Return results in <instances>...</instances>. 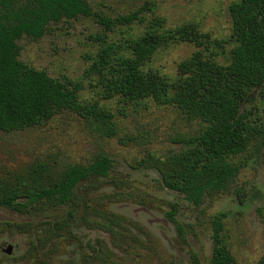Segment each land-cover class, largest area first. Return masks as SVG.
<instances>
[{"label":"rangeland","instance_id":"1","mask_svg":"<svg viewBox=\"0 0 264 264\" xmlns=\"http://www.w3.org/2000/svg\"><path fill=\"white\" fill-rule=\"evenodd\" d=\"M97 15L115 18L139 11L163 19L166 28L198 25L211 38L233 47L228 6L236 0H85ZM150 8L149 12L147 9ZM142 32L137 25L105 29L93 17L50 24L44 35L22 37L18 60L57 81L78 87L81 103H98L114 114L115 136L79 114L64 110L45 125L0 132V182L42 163L47 182L69 165L87 166L101 156L113 161L105 178L80 182L74 200L60 207L40 203L25 213L0 207V264H209L211 219L225 213L223 237L236 264H256L264 254V166L252 144L232 159L240 170L228 193L208 196L194 208L162 185L165 157L179 141L199 134L203 124L179 109L153 101L123 103L103 99L93 63L105 42ZM196 47L189 43L160 49L145 68L173 78ZM228 55L218 57L228 63ZM264 127V97L256 89L244 106ZM173 214L174 222L167 218ZM178 227L181 235L178 234ZM10 247L11 254L4 253Z\"/></svg>","mask_w":264,"mask_h":264},{"label":"trees","instance_id":"2","mask_svg":"<svg viewBox=\"0 0 264 264\" xmlns=\"http://www.w3.org/2000/svg\"><path fill=\"white\" fill-rule=\"evenodd\" d=\"M228 12L233 47L227 54L224 40L211 38L194 23L166 28L163 19H147L139 11L111 19L94 13L85 0H0V132L45 125L70 110L94 122L105 136H115L110 110L79 102L77 86L20 62L17 41L37 40L50 24L78 17H93L108 32L119 26H140L142 32L134 37L104 41L93 69L103 99L118 97L125 104L150 99L203 124L198 135L180 140L179 150L165 157L162 173L163 187L198 209L208 196L230 191L240 170L232 159L252 144L260 150L264 166V127L243 108L256 89L264 97V0L233 1ZM180 43L193 44L197 50L178 65L175 77L145 68L158 50ZM226 55L228 63L220 64L218 57ZM112 168L113 161L104 155L87 166H67L50 183L45 166L38 163L17 175L14 185L0 182V207L25 213L40 203L68 205L80 182L105 178ZM167 218L174 222L171 212ZM224 218L225 213L218 212L211 219L209 264H236L222 235ZM196 262L193 256L192 264ZM256 264H264V254Z\"/></svg>","mask_w":264,"mask_h":264},{"label":"water","instance_id":"3","mask_svg":"<svg viewBox=\"0 0 264 264\" xmlns=\"http://www.w3.org/2000/svg\"><path fill=\"white\" fill-rule=\"evenodd\" d=\"M4 253L7 254V255L11 254V250H10L9 246L5 249Z\"/></svg>","mask_w":264,"mask_h":264}]
</instances>
